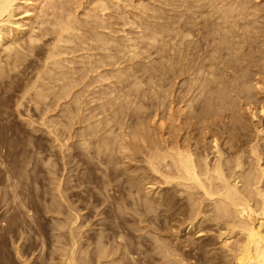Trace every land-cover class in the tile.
<instances>
[{
  "label": "bare ground",
  "instance_id": "obj_1",
  "mask_svg": "<svg viewBox=\"0 0 264 264\" xmlns=\"http://www.w3.org/2000/svg\"><path fill=\"white\" fill-rule=\"evenodd\" d=\"M3 52L0 120L40 131L59 216L46 259L27 235L16 260L264 264V0H0ZM31 161L1 168L0 212L30 219Z\"/></svg>",
  "mask_w": 264,
  "mask_h": 264
},
{
  "label": "rangeland",
  "instance_id": "obj_2",
  "mask_svg": "<svg viewBox=\"0 0 264 264\" xmlns=\"http://www.w3.org/2000/svg\"><path fill=\"white\" fill-rule=\"evenodd\" d=\"M34 31L37 32V26H34ZM7 54L8 52L1 53L0 58L5 59ZM18 71L19 70L16 69L14 73H18ZM8 105L9 103L6 98L0 94V113H3L7 109ZM28 107L32 109L30 115L32 116V120L35 121L36 112L34 111V106L30 104L28 105ZM21 110L23 111V108H21ZM48 115L54 116L53 120L56 121L57 118H55V116H59L60 114H58L56 111H52ZM20 122L21 118L18 117L13 118L10 123H6L5 121L0 120V147L2 146V148L6 149L8 148L9 151L7 155L2 158L4 165L2 167L0 166V170H6L10 168L12 170H15L16 172H20L22 170L21 165L24 156L26 154L30 155L32 165L29 168L30 174L28 186L26 188V206L28 210H30V219L26 220V218L21 214L20 208L15 210L14 207L16 204L13 205L10 211L1 210V219L3 220V223H0V264H21L18 260H16L15 255L13 254L10 242L13 239L19 240L20 237L24 238L27 235L28 238L34 241L36 244V248L30 252H34L36 256L41 250V260H45L54 247V244L52 242V236L54 234L52 231V226L54 225V219H59V216L56 213H49L46 210V207L52 199V193L50 192V183L52 182V179L49 176L50 178L48 182L47 175L46 181L42 182L43 175L39 172V169L37 167V160L39 157L37 153L39 144L41 143L39 138L41 133L40 131H33L32 136L30 137V141L28 138V141L26 142V140L22 138V134L19 133L20 130L18 129V125L20 124ZM34 128L37 129L38 126L34 124ZM44 135L42 140V144L45 145L43 157L45 158L46 162H49V164H53V169L57 178L61 175L59 150L58 148H56L57 144L52 141V138L48 136V134ZM24 149L27 150L26 154L23 153ZM78 171L81 174L90 176V178H93L94 174L99 175V172H95L94 170L90 169L88 170L87 166L84 164L79 165ZM69 175H66L65 178L67 179ZM72 181L73 179H71L70 186H73L75 184ZM41 183H45L43 188L41 187ZM83 185L87 186L90 190L92 189V185L90 184ZM43 196H45V198H43ZM72 200L76 202L75 197L72 198ZM77 205L80 206L81 209H83L82 203L77 202ZM84 214L85 211H82L81 215ZM82 222L83 225H85L87 219H83ZM88 230L89 234L94 232L93 228ZM42 246L43 248L41 249Z\"/></svg>",
  "mask_w": 264,
  "mask_h": 264
}]
</instances>
